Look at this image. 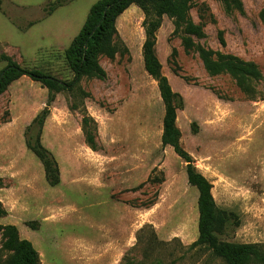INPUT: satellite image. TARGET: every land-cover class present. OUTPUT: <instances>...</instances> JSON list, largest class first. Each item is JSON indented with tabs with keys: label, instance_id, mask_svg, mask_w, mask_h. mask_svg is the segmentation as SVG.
Here are the masks:
<instances>
[{
	"label": "rangeland",
	"instance_id": "1",
	"mask_svg": "<svg viewBox=\"0 0 264 264\" xmlns=\"http://www.w3.org/2000/svg\"><path fill=\"white\" fill-rule=\"evenodd\" d=\"M99 1L0 0V72L5 57L70 82L64 52ZM188 18L201 32L191 37V49L167 17L155 45L162 74L182 100L180 143L227 218L217 239L264 251V0H193ZM143 20L135 6L118 17L115 56L96 59L103 79L83 77L72 91L52 93L50 102L48 91L27 77L0 95V125L13 131L0 156L11 153L20 171L17 180H0L7 213L0 225L15 226L44 264H108L95 256L109 238H126L128 214V245L113 264H225L196 244L198 192L187 183L184 163L161 146L164 107L143 68ZM201 51L214 63L238 60L258 77L213 75ZM45 109L42 128L28 132ZM36 135L57 165L56 187L25 147ZM2 244L0 232L5 264L11 253Z\"/></svg>",
	"mask_w": 264,
	"mask_h": 264
},
{
	"label": "trees",
	"instance_id": "2",
	"mask_svg": "<svg viewBox=\"0 0 264 264\" xmlns=\"http://www.w3.org/2000/svg\"><path fill=\"white\" fill-rule=\"evenodd\" d=\"M192 1L100 0L90 8L81 30L64 52L65 61L73 74L70 82L58 81L35 70L22 69L12 61L2 57L7 61V66L0 72V95L12 83L22 77H27L31 81L39 83L48 91V102H50L52 93L72 91L83 77L103 79L105 73L96 59L99 56L107 59H112L115 56L117 49L113 41L116 36V20L131 6H135L144 15L142 23L145 38L142 46L143 68L148 77L156 83L164 107L161 146L171 148L174 154L184 163L187 183L198 192V240L196 244L206 246L215 257L225 264H264L262 246L223 243L217 239L216 235L222 233L227 218L223 212L215 207L209 182L196 171L192 158L181 146V133L176 127V113L181 109L182 100L178 94L172 91L167 78L163 76L161 64L155 53L156 33L160 29L163 17L173 19L176 28L183 29L185 35L183 45L186 49H191L193 46L191 37L201 36L200 29L194 26L188 18ZM218 1L227 3L229 0ZM53 8L51 7L50 11H53ZM200 57L205 69L213 75L228 72L233 77H258L256 72L249 71L238 60L225 59L221 63H214L210 59V54L204 51L200 52ZM47 115V109L43 110L35 118L32 126L28 128V132L34 126L41 129ZM85 133L86 144L94 150L93 138L88 132ZM25 147L41 163L47 184L50 187H56L59 184L58 168L52 156L41 145L39 135H36L32 140H25ZM6 215L5 209L0 203V221ZM0 232L3 238L2 249L11 253L5 264H40L38 252L29 241L21 239L15 226L0 225Z\"/></svg>",
	"mask_w": 264,
	"mask_h": 264
},
{
	"label": "crops",
	"instance_id": "3",
	"mask_svg": "<svg viewBox=\"0 0 264 264\" xmlns=\"http://www.w3.org/2000/svg\"><path fill=\"white\" fill-rule=\"evenodd\" d=\"M12 126L10 124L0 125V145L5 146L8 142V139H13V131L11 130ZM5 148V147H3ZM7 151V150H5ZM4 154V153H3ZM3 154L0 156V180H17L19 178V164L17 158L14 159L12 154L5 157V160H2ZM131 233V218L130 214L127 215V229H126V238L123 240L116 239L112 237L109 238L106 248L100 250L95 256L97 259H105L108 264H113L118 254H120L123 248L128 245L129 236ZM40 264H44L40 257Z\"/></svg>",
	"mask_w": 264,
	"mask_h": 264
}]
</instances>
